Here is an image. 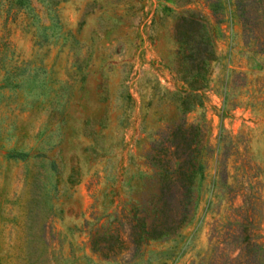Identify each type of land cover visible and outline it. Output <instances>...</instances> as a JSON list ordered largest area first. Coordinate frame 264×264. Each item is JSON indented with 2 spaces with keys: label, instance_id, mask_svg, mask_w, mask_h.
<instances>
[{
  "label": "rangeland",
  "instance_id": "374dc122",
  "mask_svg": "<svg viewBox=\"0 0 264 264\" xmlns=\"http://www.w3.org/2000/svg\"><path fill=\"white\" fill-rule=\"evenodd\" d=\"M32 4L9 22L0 60V264H228L237 245L222 237L242 204L233 180L257 192L264 264V50L238 13L264 30V0ZM189 9L213 32L197 89L175 70L172 24ZM178 123L199 128L190 217L136 246L124 221L110 251L121 210L154 188L149 146Z\"/></svg>",
  "mask_w": 264,
  "mask_h": 264
},
{
  "label": "trees",
  "instance_id": "16d2710c",
  "mask_svg": "<svg viewBox=\"0 0 264 264\" xmlns=\"http://www.w3.org/2000/svg\"><path fill=\"white\" fill-rule=\"evenodd\" d=\"M27 7L34 8L32 0H0V60L3 49L10 42L7 36L9 22H20L24 17L26 19L29 13ZM238 13L245 23L250 19L254 20L253 36L258 40V49L264 50V30L256 27L257 15L250 16L242 8ZM257 19L262 23L264 16ZM210 29L207 19L196 9L176 15L172 24L176 51L181 49L175 70L181 72L183 77L191 76L194 89L206 83L208 63L215 57L213 32ZM163 135L164 138L152 143L147 152V162L153 166L151 180L154 188L139 198L137 206L130 205L127 210H121L122 217L117 218L116 225L104 237V241H107L106 248L110 251H114L111 238L117 235V230L121 231L124 221L125 230L122 233L129 236L136 246L141 241L173 235L192 213L197 199L196 179L201 176L203 168L199 128L192 123L188 126L178 123L168 127ZM225 178L226 175L224 180ZM250 178L249 182L253 183L254 180L251 181ZM236 183V180L226 183L228 193L237 191L242 196V204L232 211L234 223L226 228L222 237L237 245L228 264H261V241L257 237L258 224L255 218L258 208L257 192L252 188L243 189ZM100 239L94 238L93 241L98 243ZM97 249L101 248L97 246Z\"/></svg>",
  "mask_w": 264,
  "mask_h": 264
}]
</instances>
